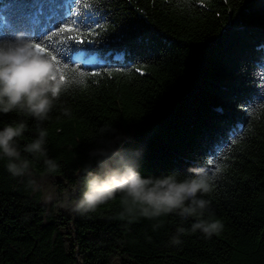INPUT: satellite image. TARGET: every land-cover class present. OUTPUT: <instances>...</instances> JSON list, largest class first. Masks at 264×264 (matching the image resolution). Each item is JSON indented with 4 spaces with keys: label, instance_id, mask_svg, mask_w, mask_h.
I'll return each instance as SVG.
<instances>
[{
    "label": "trees",
    "instance_id": "obj_1",
    "mask_svg": "<svg viewBox=\"0 0 264 264\" xmlns=\"http://www.w3.org/2000/svg\"><path fill=\"white\" fill-rule=\"evenodd\" d=\"M62 23L77 30L46 41ZM98 35L103 59L85 70L101 75L70 87L41 125L56 173L23 151L37 122L0 113V129L27 124L18 144L32 173L15 177L0 157V264H264V0H0V41L21 36L75 62L78 46L60 41ZM100 148L135 159L144 177L203 166L205 218L222 231L193 233L195 218L175 213L121 216V194L86 217L59 207L82 194Z\"/></svg>",
    "mask_w": 264,
    "mask_h": 264
},
{
    "label": "clouds",
    "instance_id": "obj_2",
    "mask_svg": "<svg viewBox=\"0 0 264 264\" xmlns=\"http://www.w3.org/2000/svg\"><path fill=\"white\" fill-rule=\"evenodd\" d=\"M84 84L79 69L64 65L58 69L50 55L38 50L35 41L21 36L15 41H0V113H16L37 122V138L26 144L23 151L45 157L46 175L56 173L59 165L47 158V131L41 125L49 119L55 103L70 87ZM26 128L27 124L21 120L7 123L0 129V157L7 158V169L15 177L32 175L30 161L22 158L18 144ZM91 155L96 158L98 170H91L90 165L86 167L82 194L73 199L71 193H65L58 201V206L69 213L86 217L121 194L124 205L121 216L138 213L152 219L175 213L181 220L195 218L190 228L193 233L200 231L211 237L222 231L220 221L205 218L211 201L203 197L213 191V185L203 166L190 167L189 174L183 178L177 173L144 177L137 161L119 150L100 148ZM30 186L34 190L40 187L35 180L30 181ZM45 199L51 201L53 196ZM185 231L178 227L170 243L180 245Z\"/></svg>",
    "mask_w": 264,
    "mask_h": 264
},
{
    "label": "snow or ice",
    "instance_id": "obj_3",
    "mask_svg": "<svg viewBox=\"0 0 264 264\" xmlns=\"http://www.w3.org/2000/svg\"><path fill=\"white\" fill-rule=\"evenodd\" d=\"M180 2L184 3V4H190L191 0H180ZM82 27H87V25L86 24L82 25ZM76 30L77 29L74 28L73 24L62 23V24H60V26L58 28H55L53 31H51L47 35V37H45V40L51 41L54 37H57L60 33H71V32L76 31ZM88 30L91 31V28H89ZM100 35H103L104 38L106 39V35H107L106 33L100 34ZM102 42H104V41L99 38V35H98L96 40L88 41V42H86L83 38L76 39L73 36H68L66 40L62 39L60 41V45L75 44L78 46L79 51L76 54L78 59H75V62H66L60 55L57 54V52H55V54H54V51L52 49H50V47L45 43L36 42V47L42 53H46V54L50 55L52 60L57 63L58 69L61 66V64L66 66L67 68H70L69 67L70 64L75 65L74 67H71L70 69H73V70L79 69V73H80L81 77L83 78V80L85 81V77L101 75L100 71H96V70L89 71V70H85V68H86V66L92 65V64L98 62L99 60L103 59L98 54V46H99V43H102ZM261 49H264V45L259 46L258 50H261ZM121 59H123V58L120 56H117V60H121ZM103 71L108 72L109 74L111 72V70L107 69V68L104 69ZM215 171L218 173L219 171H221V168L217 167Z\"/></svg>",
    "mask_w": 264,
    "mask_h": 264
}]
</instances>
